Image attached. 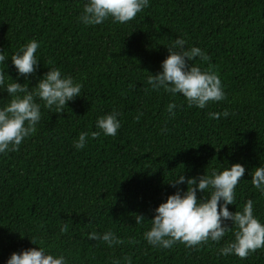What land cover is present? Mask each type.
<instances>
[{"label":"trees","instance_id":"trees-1","mask_svg":"<svg viewBox=\"0 0 264 264\" xmlns=\"http://www.w3.org/2000/svg\"><path fill=\"white\" fill-rule=\"evenodd\" d=\"M86 3L0 0V54L6 58L0 72L32 88L49 69L59 68L83 85L63 113L37 98L36 132L18 151L0 153V264L12 253L38 247L63 255L66 264H127L125 256L131 264H264V247L245 259L219 254L234 240L232 231L195 248L177 242L165 249L144 238L155 209L177 189L187 190L186 183H170L182 174L211 175L237 163L245 174L228 210L242 211L252 199L253 214L264 224V194L251 184L254 169L264 166V0H149L131 21L109 18L99 25L79 19ZM177 38L187 42L185 49L198 47L210 57L191 63L213 67L225 100L200 109L188 107L181 94L151 88L148 75L162 72ZM33 39L40 45L39 63L25 79L11 56ZM9 99L0 88V106ZM170 103L177 105L175 116L168 112ZM113 110L121 127L106 136L96 122ZM225 110L227 118L209 117ZM94 131H100L95 139ZM81 132L89 136L77 150ZM207 195L210 190L197 192L198 200ZM133 214L145 221L136 224ZM65 222L68 232L61 233ZM109 230L123 243L109 247L88 239Z\"/></svg>","mask_w":264,"mask_h":264},{"label":"clouds","instance_id":"clouds-1","mask_svg":"<svg viewBox=\"0 0 264 264\" xmlns=\"http://www.w3.org/2000/svg\"><path fill=\"white\" fill-rule=\"evenodd\" d=\"M149 6V0H88L84 5L80 20L85 25H99L109 18L114 22L127 23L134 19L144 8ZM187 42L177 38L172 48H168L169 55L162 62V72L148 75V84L154 91L163 89L172 95L181 94L186 98L188 107L204 109L209 102H219L226 99L222 82L218 73L209 66L202 70L201 67L191 62L199 57L208 61V57L200 48L185 49ZM35 39L24 45L16 54L11 56L12 65L17 69L19 76L34 75L39 61L35 53L39 48ZM5 56L0 54V62L5 61ZM5 72H0V88L6 90L10 99L0 106V153L18 151L21 143L36 132V125L41 119V105L56 113H63L69 101L81 96L83 85L75 82L73 77H63L59 68H51L39 80L35 87L29 88L28 83L20 84L12 80L6 84ZM17 77V79L19 78ZM176 104L168 105V112L175 116L173 109ZM142 114V113H141ZM119 112L100 117L96 127L106 136H115L121 127ZM230 113H210L211 119L227 118ZM139 120V116L136 117ZM100 135V131L91 133L93 139ZM88 132H81L78 140L74 141L77 150L84 148ZM245 174V168L234 164L222 172L213 170L211 175H200L187 178L182 174L173 183L172 187L187 185L186 191L177 189L176 193L167 197L155 209L154 218L150 221L151 228L144 233V238L149 245L171 248L177 242L184 243L189 248L207 243L209 240L219 242L226 233L234 232V240L229 241L219 249L223 256L236 255L241 259L248 257L264 247V224L253 214L254 202L248 199L242 211L232 213L229 205H235V189ZM251 184L264 194V166L254 169L251 175ZM210 195L198 200L197 192ZM221 201L223 203H221ZM136 224L145 221L143 215L133 214ZM231 222V226L227 222ZM68 223H63L61 233L68 232ZM89 240H102L109 247L122 244L123 241L111 231L103 234L92 232ZM35 244V240H31ZM135 243V241H132ZM127 264H131V256H125ZM7 264H66L63 255L56 257L47 254L43 247L29 248L20 253H12ZM115 264H119L116 261Z\"/></svg>","mask_w":264,"mask_h":264}]
</instances>
